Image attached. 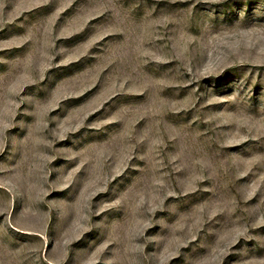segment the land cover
<instances>
[{"label":"rangeland","instance_id":"1","mask_svg":"<svg viewBox=\"0 0 264 264\" xmlns=\"http://www.w3.org/2000/svg\"><path fill=\"white\" fill-rule=\"evenodd\" d=\"M0 264H264V0H0Z\"/></svg>","mask_w":264,"mask_h":264}]
</instances>
